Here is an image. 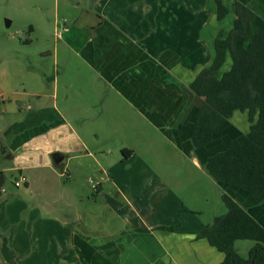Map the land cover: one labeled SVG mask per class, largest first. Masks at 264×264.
Here are the masks:
<instances>
[{
	"label": "crops",
	"instance_id": "obj_1",
	"mask_svg": "<svg viewBox=\"0 0 264 264\" xmlns=\"http://www.w3.org/2000/svg\"><path fill=\"white\" fill-rule=\"evenodd\" d=\"M94 2L98 10L91 24L68 25L59 40L92 71L95 85L70 83L60 93L55 76L31 94L0 92L4 116L22 112L27 98L35 97V107L26 106L22 120L6 124L0 118V264H221L225 256L208 242L205 225L185 231L174 219L168 226L150 224V217L159 216L163 188L154 183L143 186L160 191L155 202L145 199L141 189L118 193L123 201L116 202L103 190L106 170L95 181L89 167L72 165L83 158L95 160L94 152L103 151L105 140L115 133L111 124L115 125L118 110L124 111L130 125H138L136 135L138 131L147 138L163 134L179 154L192 158L198 152L192 129L202 101L190 93V85L201 71L197 67L212 61L211 56L204 65L186 67L182 61L189 49L180 54L179 49L165 46L184 40L175 34L180 20L170 16L167 0ZM248 6L252 9L251 2ZM245 113L247 134L252 124ZM146 127L152 130L144 131ZM230 138L220 137L211 148L217 153L226 149ZM119 153L125 161L136 156L128 146ZM53 154L63 158L59 165L54 164ZM8 171L18 172L22 185L6 195L1 176ZM87 173L85 183L91 192L79 191ZM85 199L87 206L94 202L100 207L88 209ZM234 200L264 227V201L257 204L241 191H235ZM169 202L173 205L174 199ZM167 210L170 215L174 211Z\"/></svg>",
	"mask_w": 264,
	"mask_h": 264
},
{
	"label": "rangeland",
	"instance_id": "obj_2",
	"mask_svg": "<svg viewBox=\"0 0 264 264\" xmlns=\"http://www.w3.org/2000/svg\"><path fill=\"white\" fill-rule=\"evenodd\" d=\"M167 1L171 8L170 16H174L175 21L177 19L175 15L178 16L180 25L190 24L180 27L177 23L175 34L183 37L184 40L178 44L165 40V46L179 49L180 54L189 49L187 58L184 57L182 61L186 67H193L195 64L204 65V62H209L211 56L215 55L216 38L220 34L227 36L233 28L236 0H223L225 6L230 9L229 14L223 20L217 19L215 0L212 2L210 0ZM252 1L250 6L252 7L251 40L255 33L263 27L264 21V0ZM126 4L122 5L128 6L127 1ZM95 9L98 10L93 0H0V92L6 90L30 92L28 94H31L35 89L49 85L55 76L58 77L60 93L62 87L69 86L70 83L77 86L95 85L94 78L90 77L92 71L87 66H83L77 56L56 36L55 25L56 20L64 19L67 20L69 26L81 22L91 24ZM165 19L167 20L166 16ZM7 21L10 22L9 26H7ZM230 66L231 60L228 59L220 75ZM205 67H208V64ZM205 67L198 66L197 68L202 70ZM186 96L189 98V94ZM34 101L35 97L30 95L25 104L21 106L22 112L17 111V114L7 116L0 114V118L6 124L22 120L27 113L25 107L28 105L35 107ZM123 114L124 111H117L116 123L111 124V127L115 128V133L105 140L103 151L94 152L95 160L83 158L74 161L73 166L89 167L90 172L93 173L91 178L95 181L100 171L106 170L107 175L102 177L108 180L103 183V190L106 196L114 201L116 199L123 201L122 197L117 196L118 193L125 194L124 192L127 191L136 192L141 189L146 193L143 195L145 199L155 202L160 191L154 188L144 189L143 186L146 183H154L155 187L163 188L165 199L162 200V204L161 200L157 204L159 216L150 217V224L160 222L168 226L174 219L183 230L197 231L202 224L208 228L214 225L215 218L227 215L228 208L222 196L228 194L233 199L234 196L230 195L208 174L197 152L193 153V157L198 160L199 165L195 164L193 157L188 158L179 154L172 141L163 134H159L158 138H147L146 133L138 131L139 135H136L138 125H130L131 121H125ZM245 119V112H237L233 121H229L222 127L214 143L216 144L222 136L228 135L233 140L232 138L237 134H245V131L249 130V123L247 124ZM89 125L92 127L93 124L89 123ZM149 130H152V127L144 129V131ZM123 146L135 149L136 156L131 161L123 160L124 156L119 153V149ZM212 148L211 151L215 152ZM89 176V173L87 176L82 175L84 188H80L79 191L91 192L85 183ZM1 177L4 179L1 189L7 192L6 195L17 191L15 184L20 182L18 180L21 178L18 172H4ZM67 179L66 176L64 181ZM138 186L142 188L137 189ZM128 187L130 188L127 189ZM92 191H94L93 188ZM6 195L4 198L7 197ZM106 196L103 200H106ZM169 198L174 199L173 205H170ZM99 202H101L99 205L102 204V198ZM87 203L85 199L84 204L88 209L95 207L93 209L97 210L100 207L98 205L96 207L94 202H91L93 206L90 204L87 206ZM168 208L174 210L171 215L168 213ZM165 210L166 213L161 218ZM254 246L255 242L244 240L238 241L235 247L238 253L247 259L249 250Z\"/></svg>",
	"mask_w": 264,
	"mask_h": 264
},
{
	"label": "trees",
	"instance_id": "obj_3",
	"mask_svg": "<svg viewBox=\"0 0 264 264\" xmlns=\"http://www.w3.org/2000/svg\"><path fill=\"white\" fill-rule=\"evenodd\" d=\"M215 1L217 19L223 20L230 9L222 0ZM249 2L235 1L232 30L216 38L212 64L203 68L190 85V91L202 101L192 142L203 166L218 184L242 191L259 204L264 201V21L251 40ZM228 59L230 69L220 75ZM237 111L248 112L252 124L249 133H241L226 149L212 152L216 136ZM222 200L227 215L206 229L210 245L225 256L221 264H264V227L228 194ZM244 240L255 242L247 259L235 247Z\"/></svg>",
	"mask_w": 264,
	"mask_h": 264
},
{
	"label": "water",
	"instance_id": "obj_4",
	"mask_svg": "<svg viewBox=\"0 0 264 264\" xmlns=\"http://www.w3.org/2000/svg\"><path fill=\"white\" fill-rule=\"evenodd\" d=\"M9 24H10V22H8L7 21V26H9ZM214 58H215V55H214V57L212 56V62H213V60H214ZM212 62L210 63V65L212 64ZM210 65H208V66H210ZM225 68V67H224ZM230 68H228V69H226V70H224V71H228ZM221 73V72H220ZM222 75V74H221ZM237 112H240V111H237ZM236 113V112H235ZM231 120V119H230ZM52 158H53V160H54V164L55 165H59L61 162H62V160H63V158H59V154H53L52 155ZM221 185V187L222 188H224L230 195H232V196H234V193H235V191H239V190H237V189H235V188H232V187H229L228 185H224V184H220ZM242 192V191H241ZM244 193V192H243ZM204 235H207V233L206 234H204Z\"/></svg>",
	"mask_w": 264,
	"mask_h": 264
},
{
	"label": "built area",
	"instance_id": "obj_5",
	"mask_svg": "<svg viewBox=\"0 0 264 264\" xmlns=\"http://www.w3.org/2000/svg\"><path fill=\"white\" fill-rule=\"evenodd\" d=\"M69 26H68V22L67 20H61V21H56V36L58 38L62 37L63 32L68 31ZM22 185V183L20 182H16L15 186L16 187H20ZM4 191V190H3Z\"/></svg>",
	"mask_w": 264,
	"mask_h": 264
},
{
	"label": "bare ground",
	"instance_id": "obj_6",
	"mask_svg": "<svg viewBox=\"0 0 264 264\" xmlns=\"http://www.w3.org/2000/svg\"><path fill=\"white\" fill-rule=\"evenodd\" d=\"M229 9V8H228ZM229 28V27H228Z\"/></svg>",
	"mask_w": 264,
	"mask_h": 264
}]
</instances>
